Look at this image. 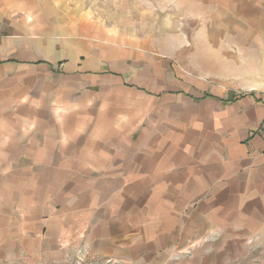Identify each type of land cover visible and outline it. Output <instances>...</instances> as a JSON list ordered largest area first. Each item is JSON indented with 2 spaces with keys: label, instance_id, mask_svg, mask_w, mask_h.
Instances as JSON below:
<instances>
[{
  "label": "crops",
  "instance_id": "crops-1",
  "mask_svg": "<svg viewBox=\"0 0 264 264\" xmlns=\"http://www.w3.org/2000/svg\"><path fill=\"white\" fill-rule=\"evenodd\" d=\"M75 257L264 264V0H0V264Z\"/></svg>",
  "mask_w": 264,
  "mask_h": 264
},
{
  "label": "rangeland",
  "instance_id": "rangeland-1",
  "mask_svg": "<svg viewBox=\"0 0 264 264\" xmlns=\"http://www.w3.org/2000/svg\"><path fill=\"white\" fill-rule=\"evenodd\" d=\"M78 252H77V255L79 254ZM67 261H68V262H66L67 264H97L96 261H93V260L88 261V259H85L84 262H83V260L79 261L77 259V257H75L73 261L71 258H69V260H67ZM104 264H120V262L116 259H114V260L113 259H107L104 262Z\"/></svg>",
  "mask_w": 264,
  "mask_h": 264
}]
</instances>
